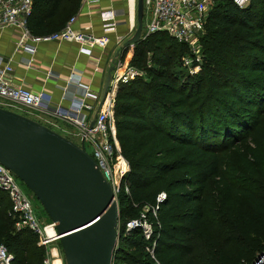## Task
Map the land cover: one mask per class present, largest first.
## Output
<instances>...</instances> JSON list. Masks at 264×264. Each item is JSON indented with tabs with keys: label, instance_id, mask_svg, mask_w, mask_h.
<instances>
[{
	"label": "trees",
	"instance_id": "trees-1",
	"mask_svg": "<svg viewBox=\"0 0 264 264\" xmlns=\"http://www.w3.org/2000/svg\"><path fill=\"white\" fill-rule=\"evenodd\" d=\"M80 3L34 0L26 28L59 32ZM201 45L196 75L181 64L187 46L166 33L133 46L130 66L144 77L120 84L113 107L129 165L113 264H251L264 253V0L244 9L216 0ZM142 214L149 239L126 231ZM17 222L0 190V244L12 264H43L38 236Z\"/></svg>",
	"mask_w": 264,
	"mask_h": 264
},
{
	"label": "built area",
	"instance_id": "built-area-1",
	"mask_svg": "<svg viewBox=\"0 0 264 264\" xmlns=\"http://www.w3.org/2000/svg\"><path fill=\"white\" fill-rule=\"evenodd\" d=\"M34 0H0V32L7 28H26V22L33 9ZM137 3V0H134ZM216 0H143V18H146V26L143 29L142 39L155 33H166L179 43L185 44L188 53L181 59V64L190 75H196L201 71L202 59L200 57L202 45L201 39L205 32V23L209 11L214 7ZM238 8L244 9L249 6L251 0H231ZM82 4H90L92 0H81ZM125 14L124 10H111L100 14L101 26L104 37H96L92 34V28L86 27L83 31L73 30L77 18L72 17L65 28L59 32L47 36H31V42L67 41L78 45L79 53L91 56L95 48L105 49L110 43V35H114V45L119 47V54L125 49L124 43L128 37L134 35L137 23L128 24L120 21ZM122 26L128 27L124 35L118 34ZM28 37V36H27ZM25 52L33 55L34 46L25 47ZM30 63V61H29ZM115 74L112 78L111 93L114 94L120 84L128 83L136 77H144L143 72L131 67L120 56L113 63ZM13 68L4 63L0 57V101L4 107L42 110L52 116L62 119L75 126L84 138L85 147L88 145L92 150V158L105 176L106 180L113 186L116 198L121 190L122 181L129 172V165L120 152L115 126L113 101L110 100L103 105L98 113L93 128H90L86 111L92 109L86 101L92 95L88 88L83 87L77 74H73L68 81L65 93L72 92L69 87L80 90V97L75 96L71 100V106L67 109L60 105H54L51 99L44 93L34 94L30 90L17 87L11 83ZM17 177L5 166L0 164V190L5 192L11 203V213L18 222L17 229L28 228L38 236V246L46 248L59 242L55 224L43 226L36 221L33 208L29 198L22 192L17 182ZM128 192V189L125 188ZM166 199L164 193L160 194L157 204ZM158 205L153 209L154 214ZM142 218V219H141ZM135 227L142 229L143 235L149 239L152 227L145 221V214L140 219L131 221L126 225L129 232ZM47 228L54 231V237L49 238ZM119 232V230H118ZM13 256L8 249L0 244V264H12ZM43 264H55L54 255L46 257ZM251 264H264V253L258 255Z\"/></svg>",
	"mask_w": 264,
	"mask_h": 264
},
{
	"label": "water",
	"instance_id": "water-1",
	"mask_svg": "<svg viewBox=\"0 0 264 264\" xmlns=\"http://www.w3.org/2000/svg\"><path fill=\"white\" fill-rule=\"evenodd\" d=\"M142 24L143 0H137V29L125 48L142 40ZM0 164L34 194L55 224L64 264H113L119 239L116 192L87 153L84 138L77 145L47 126L0 108Z\"/></svg>",
	"mask_w": 264,
	"mask_h": 264
},
{
	"label": "crops",
	"instance_id": "crops-1",
	"mask_svg": "<svg viewBox=\"0 0 264 264\" xmlns=\"http://www.w3.org/2000/svg\"><path fill=\"white\" fill-rule=\"evenodd\" d=\"M121 9L125 14L120 21H126L128 24L137 23V3L134 0H92L90 4L81 2L78 11L73 15L77 18L73 30L80 32L86 27H91L94 36L104 37L106 34L102 30L100 14ZM117 32L124 35L128 32V27L122 26ZM31 36L33 35L29 31L26 34L25 28L19 27L7 28L0 32V57L13 68L11 74L13 85L26 88L34 94L44 93L54 105L67 109L75 96L80 97V90L74 87H69L72 92L65 93L69 79L73 74H77L82 86L88 88L92 95L86 101L92 109L85 113L90 124L96 120L106 102L112 100L114 107L118 88L114 94L111 93V79L108 92L105 93L107 76L109 70L113 68L111 74L113 78L115 74L113 63L120 56L130 65L133 46L128 48L125 57L123 53L117 56L119 47L114 45V35H110L111 43L105 49L95 48L92 55L87 56L79 53L78 45L75 43L51 41L33 44ZM27 46H34L33 55L24 51ZM24 112L31 115L30 119L49 127L74 143L73 138L82 141L81 132L71 123L42 110L24 109Z\"/></svg>",
	"mask_w": 264,
	"mask_h": 264
},
{
	"label": "rangeland",
	"instance_id": "rangeland-1",
	"mask_svg": "<svg viewBox=\"0 0 264 264\" xmlns=\"http://www.w3.org/2000/svg\"><path fill=\"white\" fill-rule=\"evenodd\" d=\"M145 26H146V18H143V29L145 28ZM200 57H201L202 63H203V52H202V50H201ZM185 71H187V70L185 69ZM0 106H1L0 108H2V106H3V105H1V102H0ZM3 109L10 110L12 112L21 114V115L26 116L28 118L31 117V115H29V114L24 112V109H21L19 107H17V109L16 108H12V107L11 108L4 107ZM73 140L75 141V143H77V145H81V142H82L81 139L73 138ZM85 149H86V151H87V153L89 155H92V150H91V148L88 145L85 147ZM231 151H232V154H233V157H232L233 160H234L233 163L237 164V158H236V155H235L236 149L233 148ZM17 182H18V185L20 186L22 192L30 200L32 208H33V214H34V216L36 218V221L39 224V226L42 228L43 226L50 224L51 220H50L49 216L47 215L46 211L44 210L43 206L41 205V203L38 201V199L34 196V194L19 179H17ZM118 228H119V223H118ZM52 253H54L53 255H55L54 256V261H56L57 264H64L63 251H62L60 242L54 243V244L44 248V259L46 257L52 256ZM56 262H55V264H56Z\"/></svg>",
	"mask_w": 264,
	"mask_h": 264
},
{
	"label": "bare ground",
	"instance_id": "bare-ground-1",
	"mask_svg": "<svg viewBox=\"0 0 264 264\" xmlns=\"http://www.w3.org/2000/svg\"><path fill=\"white\" fill-rule=\"evenodd\" d=\"M47 234L49 235V238H53L54 237V231H53V229H51V228H47ZM55 250V249H54ZM53 252V251H52ZM57 252V251H56ZM52 254H54V253H52ZM55 256V255H54ZM59 263V262H58ZM56 264H57V262H56Z\"/></svg>",
	"mask_w": 264,
	"mask_h": 264
}]
</instances>
